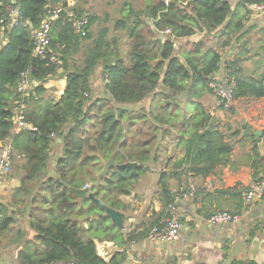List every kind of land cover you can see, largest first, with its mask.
I'll return each mask as SVG.
<instances>
[{"label": "trees", "instance_id": "trees-1", "mask_svg": "<svg viewBox=\"0 0 264 264\" xmlns=\"http://www.w3.org/2000/svg\"><path fill=\"white\" fill-rule=\"evenodd\" d=\"M14 1L0 0V35L7 39L0 46V142L11 145V177L19 179L20 185L11 194L9 207L1 206L0 236L10 231L15 216L21 214L29 232H18L25 237L18 254L20 264H117L116 259L107 263L97 253L95 240L116 242L115 235H120L103 206L122 207L121 196L129 194L159 161L164 138L176 140L184 151L180 159L165 163L159 196L165 209L175 199L168 168L177 178L193 174L206 179L230 159L233 146L215 129L209 111L195 102L196 91L211 90V78L224 67L235 76V100L264 95L261 84L238 77L235 61L224 63L223 53L231 46L233 34L243 29L245 16L234 10L231 0H174L168 6L156 0L139 11L125 4L128 8L119 10L122 16L113 24L115 31L127 37L122 42L121 37L109 38L110 29L99 25L102 18L85 9L87 0H75L78 15L89 18L86 36L65 18L54 23L51 42L53 55L61 61L57 65L50 57L33 56L32 29L11 28L1 21L7 9L16 5L21 18L37 29L49 6L69 0ZM263 3L237 0V6L246 10ZM165 29H171L173 36L161 39L159 31ZM197 32L224 37L219 51L206 52L203 69L185 54L183 63L171 42L174 37L181 43ZM201 45L194 46L195 54ZM189 66L198 77L191 75ZM26 72L36 85L24 99L18 87ZM63 76L67 87L60 101L46 99L44 83ZM96 77L105 94L92 99ZM22 101L26 119L36 132H14L15 109ZM60 138L64 152L57 157L54 146ZM110 160L115 166L102 176ZM127 163L138 167H124ZM255 168L264 170L259 157ZM86 187L97 201L79 199L72 192Z\"/></svg>", "mask_w": 264, "mask_h": 264}, {"label": "crops", "instance_id": "crops-1", "mask_svg": "<svg viewBox=\"0 0 264 264\" xmlns=\"http://www.w3.org/2000/svg\"><path fill=\"white\" fill-rule=\"evenodd\" d=\"M231 1L234 10L245 16V19L243 29L233 34L231 46L223 53L224 60L235 61L239 78L255 81L264 87V15L237 6V0ZM242 34L243 37L237 40ZM0 37L6 44V37ZM223 41V36L209 37L197 32L190 38L182 39L177 51L183 63L185 54L203 69L206 52L219 51ZM198 44H202V48L195 54L194 46ZM188 71L192 76H199L192 72L190 66ZM193 81L191 79L189 83L192 84ZM44 87L47 89L46 99L58 103L66 90L67 77L49 80L44 83ZM93 91L97 98L104 97V85L98 77L95 78ZM196 95L195 102L201 103L209 111L214 119L215 129L224 133L226 141L232 144L229 161L216 175L206 179L193 174L189 175V179L177 178L171 174V168L166 170L170 173L172 193L176 194L189 181L196 185L197 192L194 198L179 203L182 222L179 240L174 243H149L146 240L149 228L165 214V206L159 197L165 163L180 159L184 155L176 140L164 138L160 143L159 161L129 190V194L121 196L120 209L110 208L121 215L124 225L123 229L119 228L110 218L111 224L120 233L115 235L116 242L95 240L98 255L107 263L116 259L117 264H225L233 245L241 243L232 264H264V200H254L246 204L243 198L244 192L264 172L263 168H255L257 157L264 162V95L238 98L231 110L218 108L217 99L210 89L199 88ZM6 145L8 144L0 142V149ZM57 152L56 140L54 155ZM256 173L258 175L255 177ZM19 185V179L7 178L5 204L9 203L8 197ZM221 211L239 214L241 221L224 227L218 225L220 230L215 232V237H211L209 231L217 225H211L208 219ZM15 218L22 222L25 219L21 214H17ZM84 225L88 227L87 221ZM198 230L203 231L200 238L196 237ZM26 232L29 231L23 233ZM7 236L8 234L0 241V264H20L18 254L25 237L17 236L12 240L13 238L8 239ZM31 236L33 233L29 234Z\"/></svg>", "mask_w": 264, "mask_h": 264}, {"label": "built area", "instance_id": "built-area-1", "mask_svg": "<svg viewBox=\"0 0 264 264\" xmlns=\"http://www.w3.org/2000/svg\"><path fill=\"white\" fill-rule=\"evenodd\" d=\"M174 0H163L166 6L170 5ZM15 4V1L13 0ZM77 2L69 0L66 4L52 5L47 8L46 14L39 28L34 29L30 22L21 18L20 8L16 5L10 6L7 9L5 19L1 21L2 24L9 23L10 27L23 26L24 28L32 29L34 39L33 56L46 60L50 57V61L54 64L61 65V61L53 55L51 33L54 23L65 18L73 23V26L78 34L86 36V29L89 25V18L87 16H79L77 11ZM252 12L264 15V3L249 6ZM159 36L164 39L168 36H173L171 29L159 31ZM7 42V41H6ZM173 47L178 50L179 43L173 37L171 39ZM226 63V60H224ZM36 82L32 81L29 73H23L22 79L18 87V92L22 98L29 97L33 86ZM210 88L217 99L218 108L229 110L235 106V91L236 79L232 72L225 70L223 67L221 71L216 73L211 78ZM14 132L20 133L23 131L36 132L37 128L30 124L26 119V104L18 102L15 109V116L13 118ZM54 137V135L52 136ZM12 148L8 144L3 146L0 151V221L4 218L1 206L3 205V197L5 195V183L12 171ZM197 192L196 185L189 181L182 185L175 194L174 202L168 205L165 209L164 217L153 224L146 235V240L149 243H174L179 240L182 229L181 214L179 211V203L187 201L195 197ZM246 204L252 203L254 200H264V173L256 180L243 194ZM241 221V215L230 212H216L208 219L211 225L227 226ZM53 264H81L76 261L58 262Z\"/></svg>", "mask_w": 264, "mask_h": 264}, {"label": "rangeland", "instance_id": "rangeland-1", "mask_svg": "<svg viewBox=\"0 0 264 264\" xmlns=\"http://www.w3.org/2000/svg\"><path fill=\"white\" fill-rule=\"evenodd\" d=\"M87 5L91 11L97 13L101 18V23H99L100 26L104 28H109V38L114 37H121L122 42L126 41L127 37L124 35V33H120L119 31H115L113 28L114 21L121 18L122 14L119 12V10L126 8L125 4H129L133 9L139 11L148 4L156 3V0H87ZM128 8V7H127ZM126 8V9H127ZM108 15V17H106ZM108 18V19H107ZM99 27L96 28V31H98ZM3 36V34H1ZM4 45V39L0 37V46ZM121 48L123 49L124 46L121 43ZM1 151V150H0ZM13 174V170L11 174L9 175L8 179L11 178V175ZM7 188L5 192V196L3 197V203L4 205H10L11 202V195L8 197V204H5V201L7 200ZM22 224L24 225L22 227ZM27 226L22 222V220L16 219L15 222L12 224L10 231L7 233L8 239H16L18 236L19 231H27ZM5 234V235H7ZM31 234V233H30ZM5 235L0 236V241L5 239Z\"/></svg>", "mask_w": 264, "mask_h": 264}, {"label": "water", "instance_id": "water-1", "mask_svg": "<svg viewBox=\"0 0 264 264\" xmlns=\"http://www.w3.org/2000/svg\"><path fill=\"white\" fill-rule=\"evenodd\" d=\"M170 92L171 93H175L173 91H170ZM94 96H95V92L93 91V93H92V99L94 98ZM258 136L260 137L261 136V133H259ZM57 143H58V152L56 153V156L57 157H60V156L63 155V152H64V144H63V141H62L61 138L60 139H57ZM112 166H115V162L113 160H110L107 163L106 168H105V170L103 171V173L101 175L104 176L106 174L107 170L110 167H112ZM123 166L124 167H130V168H134L135 169V168L138 167V164L137 163H127V164H124ZM72 192L79 199H83L85 197H88L92 201H97L95 199V195L90 192V190H89L88 187H86L84 189H72ZM103 207H104V209L106 211L107 216L110 217L113 220V223L115 225H117L119 228H122L123 229L124 228V225H123V222H122L121 215L118 212L113 211V209H110L107 206H103ZM219 226H216L215 228H212V230L209 231L211 237H215V232L220 230V228H218ZM220 227H224V226H220ZM202 233H203V231L198 230L196 232V237L197 238H200V235ZM240 247H241V243H235V245H233V247L231 249V252L229 254L228 260H227V262L225 264H232L233 263L234 259L237 257V255L239 253Z\"/></svg>", "mask_w": 264, "mask_h": 264}]
</instances>
